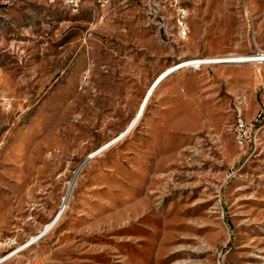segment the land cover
Wrapping results in <instances>:
<instances>
[{
  "label": "rangeland",
  "instance_id": "1",
  "mask_svg": "<svg viewBox=\"0 0 264 264\" xmlns=\"http://www.w3.org/2000/svg\"><path fill=\"white\" fill-rule=\"evenodd\" d=\"M144 1L0 0V264H264V61L110 142L264 54V0Z\"/></svg>",
  "mask_w": 264,
  "mask_h": 264
},
{
  "label": "built area",
  "instance_id": "2",
  "mask_svg": "<svg viewBox=\"0 0 264 264\" xmlns=\"http://www.w3.org/2000/svg\"><path fill=\"white\" fill-rule=\"evenodd\" d=\"M97 1L102 2V0ZM184 1L185 0H145L144 5L149 10L147 12L148 14L159 18H162V15L155 14V6H169L173 12L175 34L183 38L186 35L187 28L185 18L188 13L187 8L183 4ZM65 2L66 5L70 6V10H77L81 0H65Z\"/></svg>",
  "mask_w": 264,
  "mask_h": 264
},
{
  "label": "bare ground",
  "instance_id": "3",
  "mask_svg": "<svg viewBox=\"0 0 264 264\" xmlns=\"http://www.w3.org/2000/svg\"><path fill=\"white\" fill-rule=\"evenodd\" d=\"M179 38H180V36H178ZM257 61V60H259V61H264V54H259L258 56H248V57H228V58H219V59H217V60H214V59H201V60H191V61H186V62H182V63H180V64H178V65H176V67L174 66V67H172V68H170V69H168L161 77H160V79L152 86V88L149 90V93H148V95H147V97L145 98V101H144V104H143V107H144V105H145V103H146V101H147V99H148V97H149V95H150V92L152 91V89L156 86V84L163 78V77H165V76H167V75H169L170 73H172L173 71H176V70H178V69H180V68H183V67H196V66H198L199 64H205V63H213V62H218V63H220V62H222V63H241V62H252V61ZM143 107H142V109H143ZM142 109H141V111H142ZM140 111V113L139 114H137V116L135 117V119L133 120V122L127 127V129H126V131L123 133V134H121V137H120V135L119 136H116L115 137V139H113L112 141H110L111 142V144H113L115 141H117V140H119V139H121L125 134H127L134 126H135V124L137 123V121H138V118H139V116H140V114L142 113ZM110 144V145H111ZM108 143L106 144V145H104V147H109L110 146ZM104 149V148H103ZM100 149H98L96 152H98ZM101 151H102V149H101ZM95 152V153H96Z\"/></svg>",
  "mask_w": 264,
  "mask_h": 264
},
{
  "label": "water",
  "instance_id": "4",
  "mask_svg": "<svg viewBox=\"0 0 264 264\" xmlns=\"http://www.w3.org/2000/svg\"><path fill=\"white\" fill-rule=\"evenodd\" d=\"M148 93H149V90H147V92H146V94H145V96H144V99L142 100V102H141V104H140V106H139V108H138V111H140V109L142 108V105H143V103H144V101H145V98L147 97ZM140 107H141V108H140ZM124 131H125V129H124ZM86 159H87V158H85L82 162H84ZM59 213H60V211L58 212V214H59ZM58 214L56 215V217L58 216ZM56 217H55L53 220H55ZM42 233H43L42 231L39 232V233L35 236V239L38 238ZM33 240H34V239H33Z\"/></svg>",
  "mask_w": 264,
  "mask_h": 264
}]
</instances>
